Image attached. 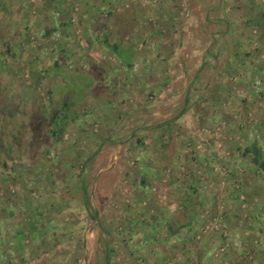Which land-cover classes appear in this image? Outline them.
<instances>
[{
	"label": "rangeland",
	"instance_id": "374dc122",
	"mask_svg": "<svg viewBox=\"0 0 264 264\" xmlns=\"http://www.w3.org/2000/svg\"><path fill=\"white\" fill-rule=\"evenodd\" d=\"M254 141L264 0H0V264H264Z\"/></svg>",
	"mask_w": 264,
	"mask_h": 264
},
{
	"label": "trees",
	"instance_id": "16d2710c",
	"mask_svg": "<svg viewBox=\"0 0 264 264\" xmlns=\"http://www.w3.org/2000/svg\"><path fill=\"white\" fill-rule=\"evenodd\" d=\"M115 48V50H117V52L119 53V56L125 61V62H129L130 61V57L129 56H127L126 54H123V55H121V51H118V49H116V47H114ZM68 75H70V74H68ZM87 85H88V82H87ZM65 108H66V106H64V108H63V110H65ZM62 112L60 111L57 115H55V116H53V118H52V121H53V123H55L56 121H58L59 120V118H60V121H59V126L61 125V123H62V121H63V118H64V116H63V114H61ZM59 126H57L56 127V129L59 127ZM51 132V131H50ZM56 132H57V130H56ZM52 133V132H51ZM256 141H254V145L256 144L255 143ZM249 148L250 147H246V150H249ZM252 153H253V155H255V157L258 159L257 161L261 164V165H264V160H263V158H262V153H261V150H260V148L259 147H257L256 145L254 146V147H252ZM188 193H192V194H195V192H194V190H192L191 192L189 191ZM188 202V201H187ZM187 202H184V204H183V206H184V208L190 213V215L191 214H193V211L191 210V207L189 206V204L187 203ZM169 235V234H168ZM170 235H172V233L170 234Z\"/></svg>",
	"mask_w": 264,
	"mask_h": 264
},
{
	"label": "flooded vegetation",
	"instance_id": "af4514ba",
	"mask_svg": "<svg viewBox=\"0 0 264 264\" xmlns=\"http://www.w3.org/2000/svg\"><path fill=\"white\" fill-rule=\"evenodd\" d=\"M6 45V44H5ZM7 46V45H6ZM54 116H55V114H54Z\"/></svg>",
	"mask_w": 264,
	"mask_h": 264
}]
</instances>
